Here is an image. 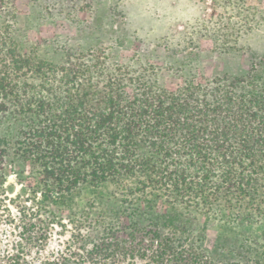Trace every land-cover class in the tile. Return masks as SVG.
Returning a JSON list of instances; mask_svg holds the SVG:
<instances>
[{"label": "trees", "instance_id": "16d2710c", "mask_svg": "<svg viewBox=\"0 0 264 264\" xmlns=\"http://www.w3.org/2000/svg\"><path fill=\"white\" fill-rule=\"evenodd\" d=\"M9 32L0 30V189L18 169L35 182L34 200L70 225L79 250L63 264H207L212 221L264 224V60L242 77L194 74L168 88L149 62L109 65L98 49L55 65Z\"/></svg>", "mask_w": 264, "mask_h": 264}, {"label": "rangeland", "instance_id": "374dc122", "mask_svg": "<svg viewBox=\"0 0 264 264\" xmlns=\"http://www.w3.org/2000/svg\"><path fill=\"white\" fill-rule=\"evenodd\" d=\"M6 28L40 60L62 65L68 53L104 49L109 65L159 67L168 88L194 74L242 77L264 60V0H0ZM16 173L0 189V264H63L62 254L79 251L70 225H57L54 208L34 200L35 182ZM241 244L258 252L243 256ZM203 247L207 264H264V224L214 220Z\"/></svg>", "mask_w": 264, "mask_h": 264}]
</instances>
